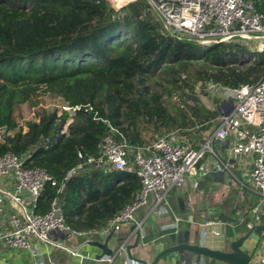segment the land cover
Here are the masks:
<instances>
[{"label": "trees", "instance_id": "trees-1", "mask_svg": "<svg viewBox=\"0 0 264 264\" xmlns=\"http://www.w3.org/2000/svg\"><path fill=\"white\" fill-rule=\"evenodd\" d=\"M247 51L240 42L201 46L170 37L143 0L118 12L107 0H0V154L29 152L25 165L46 169L56 181L45 184L38 212L59 199L71 229L102 227L132 202L139 179L132 171L88 166L64 179L81 161L79 151L82 159L98 153L108 128L94 111L132 147L175 129L197 146L212 132L217 110L183 88L192 90L198 80L236 87L264 77V50L240 62ZM40 94L93 110L78 111L62 131L68 113L39 105ZM24 102L35 106L25 131L15 117Z\"/></svg>", "mask_w": 264, "mask_h": 264}, {"label": "built area", "instance_id": "built-area-1", "mask_svg": "<svg viewBox=\"0 0 264 264\" xmlns=\"http://www.w3.org/2000/svg\"><path fill=\"white\" fill-rule=\"evenodd\" d=\"M134 1L137 0H107L115 12ZM143 1L161 23L165 34L177 40L201 46L217 42L246 43L249 51L242 56H249L247 63L264 50V0ZM250 42L256 44L252 46ZM180 78H185V74H180ZM194 88L207 93L221 90L224 94L219 98L220 107L214 119L219 124L197 146L183 141L175 129L148 144L132 147L118 127L96 116L94 111V119H100L108 128L101 138L98 153L82 159L79 151L81 161L67 171L64 179L86 166L102 171L114 168L134 172L139 188L132 202L114 214L106 225L85 232L105 233L110 227L133 221V212L146 202L148 194H154L158 203L170 189L210 173L235 178L243 188L256 194L250 211L264 212V77L236 87L198 80ZM186 102L192 104L193 101ZM57 109L69 115L62 131L78 111L93 110L88 103L70 105L64 100H60ZM3 132L1 129L0 137ZM222 148H225V159L218 151ZM29 155V152L18 155L12 151L0 154V246L26 249L35 255L36 245L43 243L79 255L76 249L61 241L65 234L81 231L66 224L60 200L54 199L44 212L37 211L45 184L56 185V181L46 169L25 165ZM234 165L242 170L246 180L236 175ZM63 187L62 182L57 192ZM219 223L220 219H207L199 222V227L204 235H217ZM261 234L264 237L263 231ZM112 257L107 255L104 260L111 262Z\"/></svg>", "mask_w": 264, "mask_h": 264}, {"label": "crops", "instance_id": "crops-1", "mask_svg": "<svg viewBox=\"0 0 264 264\" xmlns=\"http://www.w3.org/2000/svg\"><path fill=\"white\" fill-rule=\"evenodd\" d=\"M225 159V148L218 149ZM236 175L247 179L237 165L233 168ZM237 183V187L233 185ZM226 186L228 191L220 195V189ZM236 187V188H235ZM226 188L224 190H227ZM246 196L243 207L229 206V198L235 190ZM231 190V191H230ZM226 194V195H225ZM228 194V195H227ZM226 197V198H225ZM256 194L243 188L240 183L228 174H206L198 179L185 181L181 186L170 189L160 202H156L154 194H148L146 202L133 212V221L120 223L116 228H109L105 233L70 232L61 239L67 247L76 249L79 255H72L66 250L38 243L37 253L33 255L22 248H3L0 246V264H150L154 255L165 245L167 231L181 230L190 233V241L209 248L227 250L230 241L250 231L241 249L251 254L248 264H264V237L254 231V226L264 225V212H252L250 207L255 203ZM172 214V215H171ZM223 214L224 220L218 216ZM175 219L172 222L171 218ZM231 218L232 221H227ZM207 219H220L217 225L218 234H202L199 222ZM136 225L135 229H131ZM140 237L136 246L129 249L133 258L126 256L125 249L134 245L136 232ZM164 234L160 235V232ZM264 232V230H263ZM112 233L107 242L113 249L111 262H106L107 255L100 254L101 249L91 244L92 241L103 242ZM122 247V249H120ZM117 252V254H115ZM156 264H186L174 253L167 254ZM191 264H194L191 261ZM203 264H229L211 258H205Z\"/></svg>", "mask_w": 264, "mask_h": 264}, {"label": "water", "instance_id": "water-1", "mask_svg": "<svg viewBox=\"0 0 264 264\" xmlns=\"http://www.w3.org/2000/svg\"><path fill=\"white\" fill-rule=\"evenodd\" d=\"M218 217L223 220L225 219L223 214H220ZM226 219H228L227 221H232L231 218ZM171 220L172 222H175V219L173 217L171 218ZM135 227L136 225H133L131 229L133 230L135 229ZM263 230V224L254 226V231L257 234H261ZM249 233L250 231L246 234L239 236L235 240L230 241L227 250H220L191 242L189 231L182 232L181 230H177L176 228L174 230L167 231L165 234L161 231L160 235H165L164 238L166 245L154 255L150 264H156L165 255L171 253L176 254L178 256V259L185 262L186 264H191V261H193L194 264H203V260L205 258H211L229 264H248L251 258V254L249 252L243 251L241 249V245L242 242L247 239ZM111 235L112 233H109L103 242H91V244L98 246L101 249L100 254L96 256L97 259L100 258L102 255L113 254V249L108 247L107 245V242L110 239ZM139 237L140 232L138 230L136 232L135 244L129 245L125 249L126 256L133 258L129 253V249L136 246ZM115 254H117V252ZM137 261H140L143 264L145 263L143 260L137 259Z\"/></svg>", "mask_w": 264, "mask_h": 264}, {"label": "rangeland", "instance_id": "rangeland-1", "mask_svg": "<svg viewBox=\"0 0 264 264\" xmlns=\"http://www.w3.org/2000/svg\"><path fill=\"white\" fill-rule=\"evenodd\" d=\"M241 44H243L245 47H247V45H248L246 43H241ZM255 44H256L255 42L249 43V45H252V46ZM238 58H239L240 62H242V61L247 62L249 56L248 55H246V56L245 55H243V56L239 55ZM183 91L189 95L191 94L193 96L198 97L200 102L203 105H205L206 107H208L210 109H216V110H218L220 107L219 98L221 99V97H224V94L221 90H217L216 92H213V93H207V92H203L202 89L197 90L193 87V89L190 90L187 87H184ZM162 97H163L164 103L167 104V100L165 99V96H162ZM37 98L39 99V105L42 104V106H51V107H56V108L59 105V102L61 100L60 98L54 97L51 94H40ZM176 99H177L176 96L172 97V100H176ZM185 99L189 100L190 102L193 101L191 98L188 99V97H185ZM34 111H35V106H32L31 103L24 102V103L20 104L15 110V117H16L17 122H18V127L22 126V130H26V122L29 119L34 117ZM218 124H219V121H216L213 128L215 129ZM206 133H207V131L204 132V134H206ZM236 185H237V183H235L233 185L231 190H233L234 186H236ZM225 188L227 189L226 186H223L220 189V195H222L225 191L229 192L228 189L224 190ZM232 194H233V196H231L229 198L230 201L229 202L227 201V204H229V206L234 205V206H238V207H243L246 205V203H247L246 202V196L243 194V192L240 193V191L237 189V190H235L234 193L232 192Z\"/></svg>", "mask_w": 264, "mask_h": 264}]
</instances>
